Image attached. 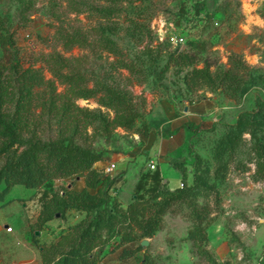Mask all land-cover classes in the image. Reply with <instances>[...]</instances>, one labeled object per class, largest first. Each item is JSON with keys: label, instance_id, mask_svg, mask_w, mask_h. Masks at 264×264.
<instances>
[{"label": "rangeland", "instance_id": "374dc122", "mask_svg": "<svg viewBox=\"0 0 264 264\" xmlns=\"http://www.w3.org/2000/svg\"><path fill=\"white\" fill-rule=\"evenodd\" d=\"M24 3L30 10L22 24L18 10ZM0 28L11 34L24 65H40L51 77L41 55L59 51L97 89L76 98L90 111L83 134L63 130L50 115L38 133L101 150L93 163L101 174L107 161L117 162L120 178L102 187L114 215L101 229L102 264H264V173L256 148L264 138V0H0ZM58 29L80 34L83 43L66 48ZM158 30L180 32L185 40H161ZM0 58H9L1 45ZM125 106L133 123L105 129ZM151 159L164 188L177 189L182 181L184 196L163 212L152 235L142 236L125 209L136 193L150 209L156 205L159 197L149 198L146 188L149 178L135 190L138 178L153 169ZM83 186L84 177L74 175L33 192L16 183L0 205V227L23 241L29 237L41 257L40 243L95 212L69 207L40 222L43 200ZM192 229L201 236L188 237ZM143 237L149 238L146 252ZM124 247L131 253L122 255Z\"/></svg>", "mask_w": 264, "mask_h": 264}, {"label": "trees", "instance_id": "16d2710c", "mask_svg": "<svg viewBox=\"0 0 264 264\" xmlns=\"http://www.w3.org/2000/svg\"><path fill=\"white\" fill-rule=\"evenodd\" d=\"M29 10L28 3L19 8L20 23L25 24L29 20ZM11 38L10 33L6 34L0 28V45L9 52L8 59L0 58V184L3 183L0 185V205L9 200H5V195L15 183L38 188L43 184L50 186L51 180L56 177L83 176L82 189L69 187L63 191L66 196L53 191L45 198L38 218L40 222H44L57 212L62 216L69 207L94 210V215L85 223L77 221L68 225L56 240L40 243L41 260L43 264L101 262L97 254L103 248L101 229L106 220L114 216L108 205V198H103L102 187L106 182L110 185L116 182L120 178L119 173H99L93 163L102 158V151L91 145L72 140L43 139L38 133L44 117L50 115L60 119L63 130L83 134L91 121L90 111L87 107L80 106L76 98L94 96L97 89L88 87L84 73L72 65L70 57L59 51L41 55L51 77L45 75L40 65H24L18 51L12 49L14 42ZM57 38L66 48L83 43L80 34L61 29L57 30ZM56 80L63 84L62 89H58ZM133 118V113L125 106L107 121L104 128L110 131L118 125L128 127L133 123ZM256 148L262 157L259 171L264 173V138L256 143ZM176 166L184 174V167L178 163ZM148 178L151 181L146 187L150 192L149 198L159 197L156 205L150 209L146 199H140L136 193L134 200L125 209L128 222L135 224L142 236L152 235L161 223L163 212L184 196L182 181L177 189L164 188L158 167L142 174L135 183V190L144 188ZM100 181L101 184L97 186ZM88 187L97 189L91 192ZM104 210L107 211V217H104ZM199 235L201 236V232L197 229L188 232V237L192 239ZM32 237L37 242V236L33 234ZM130 253L125 247L122 250V255Z\"/></svg>", "mask_w": 264, "mask_h": 264}, {"label": "crops", "instance_id": "0c3cea01", "mask_svg": "<svg viewBox=\"0 0 264 264\" xmlns=\"http://www.w3.org/2000/svg\"><path fill=\"white\" fill-rule=\"evenodd\" d=\"M34 188L35 187H29V189L24 190H26L27 192H29V190L33 192L35 190ZM26 196L27 195L23 197ZM6 199L8 198H6L5 195V200ZM27 202L28 201L26 200V203ZM12 231L13 228L8 232ZM16 237L17 234L5 233L3 228L0 227V264H42L39 252H37V250L34 248L31 239L28 237L26 241H23Z\"/></svg>", "mask_w": 264, "mask_h": 264}, {"label": "built area", "instance_id": "2783aa9c", "mask_svg": "<svg viewBox=\"0 0 264 264\" xmlns=\"http://www.w3.org/2000/svg\"><path fill=\"white\" fill-rule=\"evenodd\" d=\"M156 36L161 39V40H168L171 43H181L184 42L185 36L177 31L173 30H165V31H160L158 30L156 32ZM155 160L151 159L148 163L149 168H155ZM104 171L107 173L114 174L117 171V162L115 159L109 160L104 164ZM182 185V182L180 183ZM6 229L9 231L12 229L10 225H6ZM94 263V264H98ZM102 264V263H101Z\"/></svg>", "mask_w": 264, "mask_h": 264}, {"label": "water", "instance_id": "95a60500", "mask_svg": "<svg viewBox=\"0 0 264 264\" xmlns=\"http://www.w3.org/2000/svg\"><path fill=\"white\" fill-rule=\"evenodd\" d=\"M186 108V107H185ZM57 215H58V212H57ZM39 232L38 229H35L34 230V233L37 234ZM149 242V238L148 237H143L141 240H140V245L143 246V251L146 252L147 251V247H146V244ZM98 264H101V262H99Z\"/></svg>", "mask_w": 264, "mask_h": 264}]
</instances>
